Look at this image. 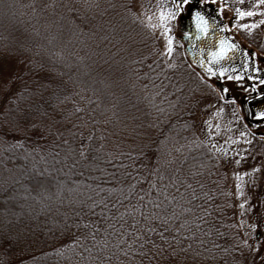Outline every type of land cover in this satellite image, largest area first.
<instances>
[{
	"label": "trees",
	"instance_id": "obj_1",
	"mask_svg": "<svg viewBox=\"0 0 264 264\" xmlns=\"http://www.w3.org/2000/svg\"><path fill=\"white\" fill-rule=\"evenodd\" d=\"M133 3L0 0V264H255L211 76Z\"/></svg>",
	"mask_w": 264,
	"mask_h": 264
},
{
	"label": "rangeland",
	"instance_id": "obj_2",
	"mask_svg": "<svg viewBox=\"0 0 264 264\" xmlns=\"http://www.w3.org/2000/svg\"><path fill=\"white\" fill-rule=\"evenodd\" d=\"M203 1L220 6L226 18L225 29L240 44L253 48L255 57L262 62V58L264 59V49H262L264 48V0ZM133 4L140 19L153 28L164 52H174L177 45L184 51L185 44L180 39L182 31L179 30V16L181 11L186 10V5L179 7L175 0H134ZM0 70L6 71L7 68L1 65ZM229 75L231 76L230 73ZM230 76L225 77L228 86L233 85L232 80L234 81ZM216 78L224 80L221 74ZM216 78L211 77V84L217 99H221L222 104L219 103L212 112L210 120L212 127L208 130L209 141L213 148L223 158L225 157L222 161L226 163L227 175L224 181L228 183L226 192L235 201V219L238 222L237 236L240 245L245 246L247 242L250 244L256 242L250 245L256 253L255 264H264V134L257 135V128L249 125L238 101L232 102L225 99V93L221 92L215 82ZM235 155L236 158H231ZM247 210H250V213L246 217L244 213ZM257 225L261 226V231L256 230ZM249 233L255 236L260 235V237L254 240V236L249 238L251 235ZM245 251L242 249L243 253ZM243 255L245 254H241ZM234 264L251 263L243 257V259L237 258Z\"/></svg>",
	"mask_w": 264,
	"mask_h": 264
},
{
	"label": "water",
	"instance_id": "obj_3",
	"mask_svg": "<svg viewBox=\"0 0 264 264\" xmlns=\"http://www.w3.org/2000/svg\"><path fill=\"white\" fill-rule=\"evenodd\" d=\"M180 6L189 1L195 9L186 18L185 13L180 16V27L183 31L182 41L185 43V51L190 61L202 71L209 73L210 69L219 70L241 69L245 64V52L238 42L224 29L225 20L220 10L214 4H206L213 18L205 14L200 7V0H175ZM199 13V16H197ZM235 45V47H232ZM223 51V54L220 53ZM252 51V50H251ZM217 54L214 56L213 54ZM220 90L225 93V85L217 81ZM229 99L231 95L226 93ZM259 237V235H258Z\"/></svg>",
	"mask_w": 264,
	"mask_h": 264
},
{
	"label": "flooded vegetation",
	"instance_id": "obj_4",
	"mask_svg": "<svg viewBox=\"0 0 264 264\" xmlns=\"http://www.w3.org/2000/svg\"><path fill=\"white\" fill-rule=\"evenodd\" d=\"M193 9H195L194 6L186 8L184 11L186 18ZM199 9L214 19L209 8L203 6V8L200 7ZM243 50L245 52V64L241 69H237L239 70L238 72L232 73V71L219 70L220 73L218 74H221L226 85L228 81H226L225 77H229V73L231 74L230 77L234 79V81L232 80L233 85L226 86L227 91L231 92L230 94L233 96L231 101H238L240 103L244 117L249 125L257 128V135L264 134V118H260L258 115L260 112H264V59L262 58V63L246 46ZM209 72L212 73L209 76L216 77L213 69H210ZM215 81H217V78Z\"/></svg>",
	"mask_w": 264,
	"mask_h": 264
},
{
	"label": "snow or ice",
	"instance_id": "obj_5",
	"mask_svg": "<svg viewBox=\"0 0 264 264\" xmlns=\"http://www.w3.org/2000/svg\"><path fill=\"white\" fill-rule=\"evenodd\" d=\"M197 16H199V13H197ZM232 47H235V45H233ZM169 50H171V49H169ZM222 54H223V51L220 53V55H222ZM213 55L216 56L217 54L214 53ZM258 115L260 118H264V112H260Z\"/></svg>",
	"mask_w": 264,
	"mask_h": 264
}]
</instances>
